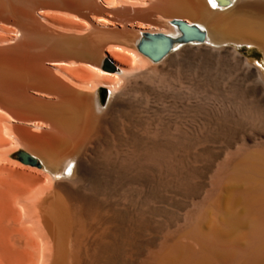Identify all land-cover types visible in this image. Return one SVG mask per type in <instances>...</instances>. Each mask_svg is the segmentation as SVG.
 <instances>
[{
    "label": "bare ground",
    "instance_id": "6f19581e",
    "mask_svg": "<svg viewBox=\"0 0 264 264\" xmlns=\"http://www.w3.org/2000/svg\"><path fill=\"white\" fill-rule=\"evenodd\" d=\"M5 1L0 18H17L25 43L0 62V147L8 136L27 149L39 176L0 167V264H264V72L241 51H264V0H154L147 10L133 0L120 18L84 21L103 42L123 41L108 52L82 31L43 26L28 11L35 0ZM154 14L166 27L135 25ZM173 18L199 25L205 41L177 42L159 61L142 54L144 32L181 36ZM45 45L49 66L26 57ZM196 63L217 88L219 70L231 75L225 99L196 101L197 124L192 95L165 81L190 80Z\"/></svg>",
    "mask_w": 264,
    "mask_h": 264
},
{
    "label": "rangeland",
    "instance_id": "374dc122",
    "mask_svg": "<svg viewBox=\"0 0 264 264\" xmlns=\"http://www.w3.org/2000/svg\"><path fill=\"white\" fill-rule=\"evenodd\" d=\"M2 3H6V4H8L7 3V1H5V0H0ZM42 0H38L37 1V4H36V0H35V5H34V7H33V10L32 9H30V10H28L29 12H32V16L34 17V16H36V17H38V19L40 20V23L43 25V26H45L46 28H48L49 30H51V31H53V32H56V33H60V34H69V35H76L75 33H77V31H82V34L79 36L78 34L76 35V36H79V37H86V36H91L92 38H94V40L96 41H94L97 45H99V46H102L103 45V43H104V51H106L107 49V52L110 50V49H112L113 47L112 46H115V45H123V41H121V39H115L113 36L111 37H107V38H105V41H107V42H103V38L101 39V37H100V34H97V33H95L94 34V32H93V30H91V29H89V27L87 26V24L84 22L85 20L87 21V22H89L90 23V20L89 19H91V18H93V17H95V18H97V17H101V16H104V17H106V18H109V19H112V20H115V19H117L116 17H118V18H120L119 16L120 15H122L121 14V12L122 13H125L126 12V9L127 10H129V9H131V7L133 6L131 3H133L132 1L133 0H128V1H131V2H128V4H129V7L127 6H124L123 5V1H125V0H104L105 2H108V3H110L112 6H117L118 7V9H106L105 7H103L104 5H103V2H102V0H94V4H96V5H102V7L103 8H105L106 10H108L106 13H102V12H99L98 10H95V8H93V6H88V5H84V4H80L79 6H78V9H80V10H75V12H73L72 10H68V9H66V10H64L63 8H62V5L60 4V3H57V2H53V1H49V0H44V1H42ZM74 1V0H73ZM72 0L70 1L69 0V2H73ZM138 1V0H137ZM153 1L154 0H144V2L143 1H141V0H139V2L137 3L136 2V0H134V3L133 4H135V2L137 3L136 4V6H138L139 8H143L144 7V10L146 9H148V7H150L151 6V4L153 3ZM140 2H143L142 4H140ZM148 2V3H147ZM122 5H121V4ZM125 3H127V2H125ZM151 3V4H150ZM127 4V5H128ZM40 5V6H39ZM59 5V6H58ZM142 5V6H141ZM150 5V6H149ZM36 6L38 7V8H36ZM135 6V5H134ZM135 6V8H138V7H136ZM141 6V7H140ZM145 6H147L146 8H145ZM39 7H40V9H39ZM59 7V8H58ZM37 10V11H35V10ZM119 9H120V12H119ZM45 10V11H44ZM124 10V11H123ZM35 11V12H34ZM45 12V13H43L44 15H46V16H43V18H42V16H40L39 15V12ZM47 11V12H46ZM72 11V12H71ZM77 11V12H76ZM34 12V13H33ZM51 12V13H50ZM113 12H115V13H113ZM3 13V12H2ZM67 14V15H66ZM78 14V15H77ZM110 14V15H109ZM113 14V15H112ZM4 15V14H3ZM73 15V16H72ZM83 15H85V16H83ZM134 16H136V15H133L132 17H128V18H130V19H132V18H134ZM190 16L191 17H195V15L194 14H191L190 13ZM88 17V18H87ZM168 16H166L165 14H160V15H157L156 17H152L151 19H136V20H134L135 21V25H139V23H143V24H146L147 25V23L148 24H151L152 22H157L159 25H158V27H166V24H165V21H164V19H162V18H167ZM115 18V19H114ZM158 18H160L159 20H158ZM7 19V20H6ZM17 20V21H16ZM16 20L15 19H11L10 17H6V16H2V18H0V62L2 61V60H9V61H12V60H15V51L13 50L15 47H17V46H19V45H22V43L24 44L25 42V40H24V38L21 36H19V35H17V32L19 31V33H21L20 32V30H21V24H20V22H18L19 20L16 18ZM83 20V21H82ZM147 20H149L148 22H147ZM152 20V21H151ZM154 20H156V21H154ZM160 20H161V22H160ZM48 21V22H47ZM70 21V22H69ZM72 21V22H71ZM133 21V22H134ZM163 21V22H162ZM19 23V24H18ZM71 23V24H70ZM161 23V24H160ZM204 23V22H203ZM73 25V26H72ZM17 35V36H16ZM21 35H22V33H21ZM114 38V39H113ZM99 39H100V42H99ZM101 41H102V45H101ZM106 43H108V44H106ZM239 44H241V43H239ZM236 45H238V43L237 42H231V47H236ZM242 45H244L243 47H242V53H243V55H244V57L246 58V59H248L252 64H254V65H256V66H258L260 69H262L263 70V72H264V51L263 50H261L259 47H257V46H253V45H246V44H243L242 43ZM43 47L45 48V49H43ZM43 47H41V48H37L36 50H34V51H31L29 54H27V56L26 57H29V58H37L40 62H42V64L43 63H46V64H44L45 66H49V63L50 62H52V61H54L53 59H55V56H51V55H54L52 52L50 53V52H48L49 51V48H48V46L47 45H45V46H43ZM3 49H5V50H3ZM10 50H11V52H10ZM44 50V51H43ZM4 51V52H3ZM6 51V52H5ZM3 52V53H2ZM46 52H47V54H46ZM5 53V54H4ZM7 53V54H6ZM50 53V54H49ZM51 57H50V56ZM110 55V54H109ZM34 56V57H33ZM39 57V58H38ZM54 57V58H53ZM56 59H58V58H56ZM60 59H62V58H60ZM59 59V60H60ZM65 59L66 60H68L69 59V57H63V61H65ZM74 59V58H73ZM61 60V61H62ZM70 61H73L71 58L69 59ZM69 60H68V62H69ZM46 61V62H45ZM74 61L76 62L77 61V59H74ZM78 62V61H77ZM195 66H196V68H195ZM198 63H196V64H194V66H193V64L190 66L191 68H194L193 69V72L191 71L192 69H190L189 68V75H190V78L192 79V78H194L193 80H187V79H183V82H181V83H179V82H177L176 81V79L173 81V80H171V77H167L168 79H166L165 77H164V79H166L165 81H166V83L168 84V80H170L169 81V85H171L172 83H174V84H172V88L173 89H179V90H183V92H187V90H188V92L187 93H189V95L191 96V98H192V102H194L193 103V108H192V110L190 111V113L188 114V116H189V119L190 120H192V122H190V123H196L197 124V122H199L198 120H201V118H202V116L203 115H200L198 112H197V108L196 107H194V104L196 103V101L198 102V101H201V102H209V103H212V102H219V101H221V100H223V99H225L224 97H226V94H228L227 92H225L224 90L226 89V88H224V86L227 84V82H228V80L230 79H228V77H231V75H230V73H228L227 72V70H225V69H223V70H225V71H221V70H219L218 72H219V75H220V78H219V81L221 82V86L220 87H216V86H214L211 82H209L208 81V79H206L204 76L201 78V76L199 75H195L196 73H197V71H198ZM83 67L84 66H82V69H83ZM69 68V67H68ZM71 68V67H70ZM78 68H79V66H78ZM80 68H81V66H80ZM205 69H206V67H204ZM71 69H74V66H72V68ZM85 69H86V67H85ZM196 69V70H195ZM84 70V69H83ZM87 70V71H86ZM85 71H86V73L85 74H87V72L90 70L91 71V69H86ZM209 71H210V69H208ZM89 71V72H90ZM191 71V72H190ZM196 71V72H195ZM94 74H93V73ZM90 74H91V76H92V74L94 75V77L95 78H97V74L95 73V71H92ZM221 72V73H220ZM226 72V73H225ZM192 73H194V75L192 74ZM89 74V75H90ZM227 74V75H226ZM96 75V76H95ZM222 75V76H221ZM88 76V75H87ZM195 76V77H194ZM225 76V77H224ZM93 77V76H92ZM94 78V79H95ZM201 78V79H200ZM98 79V78H97ZM160 79V78H159ZM163 79V80H164ZM199 79V80H198ZM223 79V80H222ZM206 80H207V83H206ZM189 81V82H188ZM223 82H225V83H223ZM175 83H177L176 85H175ZM179 83V84H178ZM190 83V84H189ZM204 84V85H203ZM183 85V86H182ZM193 85V86H192ZM182 86V87H181ZM188 86V87H187ZM190 86V87H189ZM175 87V88H174ZM180 87H181V89H180ZM187 90H186V89ZM189 88H191V89H189ZM193 89V90H192ZM205 89V90H204ZM218 90H219V92H218ZM223 90V91H222ZM196 91V92H195ZM218 95V96H217ZM196 98V99H195ZM214 101H213V100ZM221 99V100H220ZM212 100V101H211ZM103 102H104V104H105V102L106 101H104V99L102 100ZM167 104L166 105H168L169 106V104L170 103H168V102H166ZM196 111V112H195ZM23 112H26V113H23ZM21 113H23V115H26V114H30V112H27V111H21ZM192 115V116H191ZM196 116V117H195ZM198 119V120H197ZM195 120V121H194ZM4 137H7V139H6V142H5V144L3 145V146H1L0 147V153L2 152V154H0V167L1 168H5L6 170H8V171H14V170H17V171H15V172H19V173H24L23 171H25V173L26 174H28V175H30L28 178L29 179H32V178H34V179H36L38 176H39V172L37 171V170H35V169H33L32 170V168H37L36 166H32V165H25V164H23L17 157H16V154L18 153V152H20V151H26L25 150V148H21L20 146H17V145H15L14 144V140H12L11 138L8 140V136H4ZM8 140V141H7ZM14 146V147H13ZM16 146V147H15ZM12 147V148H11ZM7 148V149H6ZM2 149V150H1ZM4 149H6V150H4ZM4 151V152H3ZM10 151V152H9ZM26 152H28V150L26 151ZM4 153V154H3ZM5 156V161H2V159H3V157L1 158V156ZM7 159H9V161H7ZM2 162V163H1ZM17 163V164H16ZM22 165L23 166H30L31 168H29V169H27V171H29L28 173L26 172V169L25 168H23L22 167ZM21 166V167H20ZM24 169V170H23ZM20 170V171H19ZM36 171H37V173H36ZM26 174H25V176H26ZM33 174V175H32ZM27 175V176H28ZM38 175V176H37ZM24 176V177H25ZM41 177V176H40ZM42 178H43V176H42ZM246 227V226H245ZM243 228V229H242ZM242 228H240L233 236H237V235H240L242 232H245L247 229L246 228H244V227H242ZM242 229V230H241ZM144 239H138L137 241H135L136 243L138 242V244H140L141 246H142V241H143ZM135 243V244H136Z\"/></svg>",
    "mask_w": 264,
    "mask_h": 264
},
{
    "label": "water",
    "instance_id": "95a60500",
    "mask_svg": "<svg viewBox=\"0 0 264 264\" xmlns=\"http://www.w3.org/2000/svg\"><path fill=\"white\" fill-rule=\"evenodd\" d=\"M217 5L229 6L232 4V0H213ZM158 15V14H154ZM156 17V16H153ZM153 23V22H152ZM171 24L178 28L181 36L178 38H173L171 36L165 35L163 33H142L141 39L138 43V50L150 57L153 61H159L164 57L177 42H190V41H205L207 34L197 24H189L187 21L181 18H173ZM109 62L108 60L105 61ZM16 157L26 165L37 166V160L29 155L25 151H20L16 154Z\"/></svg>",
    "mask_w": 264,
    "mask_h": 264
}]
</instances>
